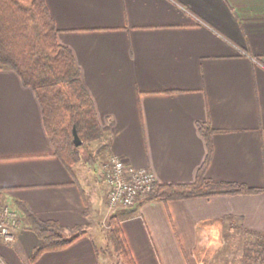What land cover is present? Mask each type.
Segmentation results:
<instances>
[{"label":"crops","instance_id":"1","mask_svg":"<svg viewBox=\"0 0 264 264\" xmlns=\"http://www.w3.org/2000/svg\"><path fill=\"white\" fill-rule=\"evenodd\" d=\"M45 1L103 130L87 142L89 181L79 161L68 169L54 153L34 90L0 68V209L12 211L15 235L0 240L6 264H126L112 220L133 264H211L227 232H264V191L142 195L110 209L105 180L117 154L156 182H192L209 152L204 125L205 176L264 185V0ZM20 206L80 233L32 260L40 237Z\"/></svg>","mask_w":264,"mask_h":264},{"label":"trees","instance_id":"2","mask_svg":"<svg viewBox=\"0 0 264 264\" xmlns=\"http://www.w3.org/2000/svg\"><path fill=\"white\" fill-rule=\"evenodd\" d=\"M4 67L16 70L24 85L34 90L46 131L55 147L54 153L71 169L81 158L82 145L100 137L103 129L71 49L57 39V27L45 0H0V68ZM73 127L82 140L80 145L73 142ZM200 129L209 152L196 178L192 182H156L152 190L144 194L146 198L169 200L264 191V185L253 187L206 177L212 130L204 125ZM20 208L30 228L40 237L32 260L47 249L66 247L80 233L79 228H74L66 234L56 221L41 220L28 207ZM111 226L114 249L126 264H133L119 223L112 220ZM245 231L256 239L246 240L240 264H264V232Z\"/></svg>","mask_w":264,"mask_h":264},{"label":"built area","instance_id":"3","mask_svg":"<svg viewBox=\"0 0 264 264\" xmlns=\"http://www.w3.org/2000/svg\"><path fill=\"white\" fill-rule=\"evenodd\" d=\"M105 180L108 189V207L110 209L132 205L136 200L151 191L156 183L155 175L148 167L133 166L117 154H111L105 168ZM12 211L4 207L0 209V240L12 241ZM0 264H6L0 255Z\"/></svg>","mask_w":264,"mask_h":264},{"label":"rangeland","instance_id":"4","mask_svg":"<svg viewBox=\"0 0 264 264\" xmlns=\"http://www.w3.org/2000/svg\"><path fill=\"white\" fill-rule=\"evenodd\" d=\"M87 146V143H84L80 148L81 158L78 160L79 164L77 166L80 167V174L84 178L89 179V181H91L90 178L93 173L91 171L89 163H87L85 160L86 154L90 152ZM84 166L87 168V170L84 169ZM246 233L247 232L243 231L242 228L240 229V231L229 233L227 232L226 241L222 248V251L219 253V255H217L215 261L211 264H240L246 240L248 239L252 241L256 239L254 236L251 237L250 234L246 235Z\"/></svg>","mask_w":264,"mask_h":264},{"label":"water","instance_id":"5","mask_svg":"<svg viewBox=\"0 0 264 264\" xmlns=\"http://www.w3.org/2000/svg\"><path fill=\"white\" fill-rule=\"evenodd\" d=\"M73 142L75 145H80L82 143L75 127H73Z\"/></svg>","mask_w":264,"mask_h":264}]
</instances>
